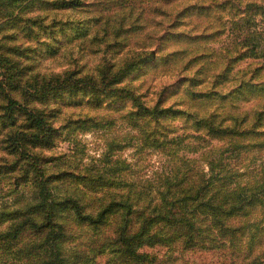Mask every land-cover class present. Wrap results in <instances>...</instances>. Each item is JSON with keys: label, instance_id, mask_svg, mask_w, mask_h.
<instances>
[{"label": "rangeland", "instance_id": "1", "mask_svg": "<svg viewBox=\"0 0 264 264\" xmlns=\"http://www.w3.org/2000/svg\"><path fill=\"white\" fill-rule=\"evenodd\" d=\"M261 82L264 0H0V231L25 221L10 219L14 211L33 218L29 230L38 232L45 217L38 207L41 184L57 201L75 198L90 214L97 203L89 199L131 194L134 182L153 186L148 192L154 195L157 184L148 181L181 154L197 157V146L183 152L150 147L127 113L159 106L167 113L160 123L175 129L170 136L192 135L196 118L215 110L238 114L254 103L252 97L223 99L213 92L227 97L243 84ZM9 98L18 104L10 105ZM22 107L44 118L40 129ZM255 156L226 162L248 173ZM118 174L121 188L100 189ZM121 212L108 214L100 228L78 221L68 207L54 220L73 230L74 242L66 246L81 241L78 251L87 264H110L117 262V251L111 252L116 246L103 254L100 238L120 223ZM33 236H22L13 252L26 253L39 242ZM260 241L251 242V252L264 250V236L258 246ZM142 250L160 264L248 263V256L231 259L227 248L183 250L173 244Z\"/></svg>", "mask_w": 264, "mask_h": 264}, {"label": "trees", "instance_id": "2", "mask_svg": "<svg viewBox=\"0 0 264 264\" xmlns=\"http://www.w3.org/2000/svg\"><path fill=\"white\" fill-rule=\"evenodd\" d=\"M211 92L193 94L201 97L209 96ZM213 93L223 99L235 94L241 96V100L252 97L254 103L238 114L222 115L215 110L196 118L195 134L192 135L182 132L170 136L175 129L160 123V117L167 113L159 106L127 113L130 126L146 134L145 142L150 147L172 146L183 152L190 144L197 146L194 148V152L199 153L197 157L187 159L181 154L176 162L167 164L162 175L148 181L154 186L157 184L154 195L148 192L153 186L142 188L144 186L140 182H134L133 189L129 190L131 194L105 192L101 197L89 199V203H97L90 214L75 198L57 201L41 184L39 197L43 204L38 207L45 210L42 212L45 214L44 223L37 227L38 232L32 233L29 230L32 226L28 225L33 218H28L27 213L13 211L14 216L10 219H26L20 224L13 222L10 230L0 231V264H87L78 251L81 241L69 248L66 246L68 241L74 242L73 230L65 223L55 222L67 207L78 221L97 228L108 214L122 211L120 223L114 225L110 234L104 233L108 237L100 238L98 251L101 253L104 254L110 246H116V250L112 248L111 252L117 251L114 253L117 262L111 260L110 264H160L157 258L142 249L173 244H179L183 250L227 248L231 259L243 257L246 260L248 256L247 264H264V250L253 253L250 248L254 240H261L258 246L261 245L264 236V82L243 84L227 97L217 91ZM8 101L10 105L18 104L11 98ZM22 109L36 121L34 127L40 129V121L44 118L24 107ZM174 113L177 116L188 114L182 110ZM143 117L148 120L142 125ZM151 125L154 128L151 129ZM249 153L256 156L255 167L248 173L244 169H230L226 160ZM113 170L121 172L124 169ZM122 181L120 174L115 175L110 185L103 180L100 189L121 188ZM2 223L0 220V225ZM31 225L36 227L34 223ZM111 234L115 236L111 238ZM25 235H34L39 242L29 244L31 247L20 256V250L15 253L13 249ZM237 244L247 246L246 253L235 248ZM92 250L97 251L95 247Z\"/></svg>", "mask_w": 264, "mask_h": 264}]
</instances>
